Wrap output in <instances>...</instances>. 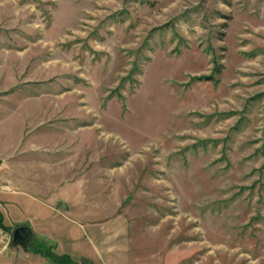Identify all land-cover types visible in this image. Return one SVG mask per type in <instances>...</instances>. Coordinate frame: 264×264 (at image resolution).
Masks as SVG:
<instances>
[{"label": "rangeland", "instance_id": "rangeland-1", "mask_svg": "<svg viewBox=\"0 0 264 264\" xmlns=\"http://www.w3.org/2000/svg\"><path fill=\"white\" fill-rule=\"evenodd\" d=\"M57 199L131 264H264V0H0V264L78 263L10 244Z\"/></svg>", "mask_w": 264, "mask_h": 264}, {"label": "crops", "instance_id": "crops-1", "mask_svg": "<svg viewBox=\"0 0 264 264\" xmlns=\"http://www.w3.org/2000/svg\"><path fill=\"white\" fill-rule=\"evenodd\" d=\"M40 204L46 207L39 209L46 219V226L34 222L33 239L34 233L45 241L52 239L57 243L55 250L79 256L78 264H131L128 221L121 218L97 224L86 222L83 219L87 216L76 214L74 205L68 200ZM73 216L78 219L71 218ZM69 237H73L74 243L70 242L68 247L65 241H70Z\"/></svg>", "mask_w": 264, "mask_h": 264}, {"label": "water", "instance_id": "water-1", "mask_svg": "<svg viewBox=\"0 0 264 264\" xmlns=\"http://www.w3.org/2000/svg\"><path fill=\"white\" fill-rule=\"evenodd\" d=\"M32 239H33L32 227L28 224H22L14 228L10 244L12 247L20 246L22 248L27 249Z\"/></svg>", "mask_w": 264, "mask_h": 264}, {"label": "trees", "instance_id": "trees-1", "mask_svg": "<svg viewBox=\"0 0 264 264\" xmlns=\"http://www.w3.org/2000/svg\"><path fill=\"white\" fill-rule=\"evenodd\" d=\"M0 227L7 230V231H11L10 226H8L5 223L4 220V214L2 213V211L0 210ZM38 244L35 245L33 248H31L30 250L40 253L44 256H47L51 259H53L54 261H57L58 264H78V263H72L71 259L68 256H62L60 258L57 257V255L54 253L52 248H46V246Z\"/></svg>", "mask_w": 264, "mask_h": 264}]
</instances>
